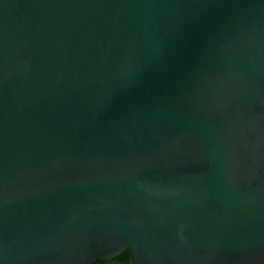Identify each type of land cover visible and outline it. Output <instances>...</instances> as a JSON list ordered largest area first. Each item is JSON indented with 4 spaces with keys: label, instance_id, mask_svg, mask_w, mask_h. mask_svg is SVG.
<instances>
[{
    "label": "water",
    "instance_id": "water-1",
    "mask_svg": "<svg viewBox=\"0 0 264 264\" xmlns=\"http://www.w3.org/2000/svg\"><path fill=\"white\" fill-rule=\"evenodd\" d=\"M264 264V0H0V264Z\"/></svg>",
    "mask_w": 264,
    "mask_h": 264
},
{
    "label": "flooded vegetation",
    "instance_id": "flooded-vegetation-1",
    "mask_svg": "<svg viewBox=\"0 0 264 264\" xmlns=\"http://www.w3.org/2000/svg\"><path fill=\"white\" fill-rule=\"evenodd\" d=\"M96 264H132L131 259L126 260L123 255L111 260V261H99Z\"/></svg>",
    "mask_w": 264,
    "mask_h": 264
},
{
    "label": "trees",
    "instance_id": "trees-1",
    "mask_svg": "<svg viewBox=\"0 0 264 264\" xmlns=\"http://www.w3.org/2000/svg\"><path fill=\"white\" fill-rule=\"evenodd\" d=\"M126 260L130 259V255L128 252L122 254Z\"/></svg>",
    "mask_w": 264,
    "mask_h": 264
}]
</instances>
